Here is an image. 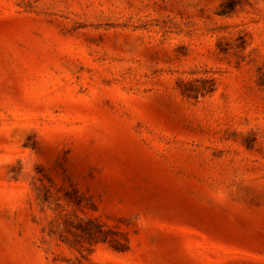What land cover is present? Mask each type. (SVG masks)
I'll list each match as a JSON object with an SVG mask.
<instances>
[{"label":"rangeland","instance_id":"obj_1","mask_svg":"<svg viewBox=\"0 0 264 264\" xmlns=\"http://www.w3.org/2000/svg\"><path fill=\"white\" fill-rule=\"evenodd\" d=\"M0 264H264V0H0Z\"/></svg>","mask_w":264,"mask_h":264},{"label":"trees","instance_id":"obj_2","mask_svg":"<svg viewBox=\"0 0 264 264\" xmlns=\"http://www.w3.org/2000/svg\"><path fill=\"white\" fill-rule=\"evenodd\" d=\"M184 86H185V89L183 90V95L188 98H197L199 95L205 94L204 92H202V91H205V89L200 90L199 88H196L193 83H188V84H185ZM88 223H93V222L88 221ZM96 226H97V230L95 232L90 230L87 227H81V230L85 234L89 235L90 237L93 236V237H96L99 241L106 242L107 241V237L105 234L106 232H104L101 225L96 224Z\"/></svg>","mask_w":264,"mask_h":264}]
</instances>
